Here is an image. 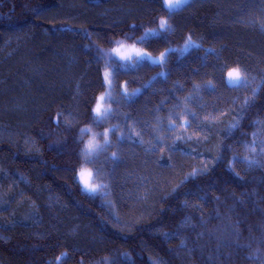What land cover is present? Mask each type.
Returning <instances> with one entry per match:
<instances>
[{
    "label": "trees",
    "instance_id": "obj_1",
    "mask_svg": "<svg viewBox=\"0 0 264 264\" xmlns=\"http://www.w3.org/2000/svg\"><path fill=\"white\" fill-rule=\"evenodd\" d=\"M164 3L0 0V51L35 39L28 76L0 54V264H264V0ZM128 43L166 56L123 61Z\"/></svg>",
    "mask_w": 264,
    "mask_h": 264
},
{
    "label": "rangeland",
    "instance_id": "obj_2",
    "mask_svg": "<svg viewBox=\"0 0 264 264\" xmlns=\"http://www.w3.org/2000/svg\"><path fill=\"white\" fill-rule=\"evenodd\" d=\"M189 1V0H188ZM169 2H174V0H169ZM31 32L30 31H19V32H15L13 34H11L9 40L3 45V48H1L0 54L1 52H8L7 55H14L13 53H18L19 54V58L21 59V61L24 64V67H22L19 70L20 74L23 75H27L28 76V72L30 71H34L32 70L33 67L31 66V61L34 60V54L31 52L30 47L35 44L34 41L35 39L31 38ZM117 55L118 57L123 60V61H134V60H139V61H149L151 63H160L163 62L166 53L163 54H154L150 51H148L147 49L143 48L142 46L138 45V44H134V43H128V44H119L118 48L116 49ZM139 54H146V55H138ZM61 56L68 59L70 57V53L68 50H61ZM149 57L155 58L150 59ZM161 57H163V59L161 60ZM15 65V64H14ZM19 74V75H20ZM25 75V76H26ZM104 76H105V81L107 84V91L105 93H103L98 101V104L101 106V114H106L107 110H108V105H107V99H108V95L110 94V89L112 87V79H111V72L109 69H106L104 71ZM19 78V77H18ZM17 78H15L16 80ZM5 81H3L2 83H4ZM15 84L16 82L13 81H6L5 84L1 85V89L4 90H9L11 89V86H9L10 84ZM9 84V85H8ZM0 89V90H1ZM103 97V99H101ZM100 114V115H101ZM228 120V119H227ZM229 122V120H228ZM219 154V148L216 147V145H203V146H199V147H195L193 149V153L195 154V159L196 160H200L201 162H203V164H208L210 162H212L214 160V156L216 158L217 155H215V153ZM85 173L84 179H81V172ZM91 174V178H89L88 174ZM78 178L81 182V185L83 187V190L88 192V193H96L99 190V185L97 183V181L95 180V176H94V171L90 166H84L82 167L79 171H78ZM85 181H87V184L85 183ZM91 185H96L97 190L96 191H91L90 186ZM142 189L140 191V209L138 211H134L132 213H129L128 217L131 219H136L137 217H139L140 215L144 214L149 208H148V202H147V197L150 194V187H149V183L144 182L142 184ZM144 188H147V190H144ZM143 193H146L145 195ZM142 194V195H141ZM146 201V202H145ZM145 202V203H144Z\"/></svg>",
    "mask_w": 264,
    "mask_h": 264
},
{
    "label": "snow or ice",
    "instance_id": "obj_3",
    "mask_svg": "<svg viewBox=\"0 0 264 264\" xmlns=\"http://www.w3.org/2000/svg\"><path fill=\"white\" fill-rule=\"evenodd\" d=\"M188 2V0H174V2H169V0H165V3H164V6L169 10V12H173L179 8H182L184 6V4H186ZM166 23L167 21L165 20H161V23H160V27L161 28H164L166 26ZM152 34L151 32L149 33H146L145 36H148ZM144 39V38H142ZM138 55H146V54H139ZM150 59H155V58H152V57H149ZM163 59V57H161V60ZM228 78H229V82L230 83H234V84H242L246 81L247 77L245 75H243L240 70L238 69H234L232 72H230L228 74ZM103 99V97L101 98ZM95 112L100 115L101 114V106L98 104L96 109H95ZM96 146L92 143V142H89V145H88V151H92L94 150ZM89 178H91V174L89 173ZM81 179H84V176H85V173L82 171L81 174ZM85 183L87 184V181H85ZM97 187L96 185H91L90 188H91V191H96L97 190Z\"/></svg>",
    "mask_w": 264,
    "mask_h": 264
},
{
    "label": "water",
    "instance_id": "obj_4",
    "mask_svg": "<svg viewBox=\"0 0 264 264\" xmlns=\"http://www.w3.org/2000/svg\"><path fill=\"white\" fill-rule=\"evenodd\" d=\"M234 84V83H233Z\"/></svg>",
    "mask_w": 264,
    "mask_h": 264
}]
</instances>
